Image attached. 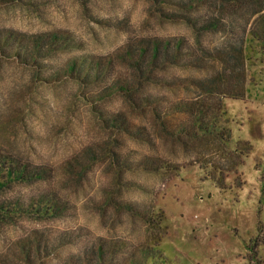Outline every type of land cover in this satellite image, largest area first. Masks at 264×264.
Masks as SVG:
<instances>
[{"label":"rangeland","instance_id":"rangeland-1","mask_svg":"<svg viewBox=\"0 0 264 264\" xmlns=\"http://www.w3.org/2000/svg\"><path fill=\"white\" fill-rule=\"evenodd\" d=\"M216 5L0 0V153L44 171L0 190V264H264V37ZM73 57L89 76L53 78Z\"/></svg>","mask_w":264,"mask_h":264},{"label":"trees","instance_id":"trees-1","mask_svg":"<svg viewBox=\"0 0 264 264\" xmlns=\"http://www.w3.org/2000/svg\"><path fill=\"white\" fill-rule=\"evenodd\" d=\"M213 1V0H212ZM217 5H216V3ZM218 7L219 15L222 16L224 12L228 10V8L231 9H243V11L248 12V15H255L254 23L256 24V30L257 33H259L261 36L264 37V0H214V6ZM240 9V10H241ZM211 19L210 22H208L207 26H210L212 23L217 24L218 20ZM231 22L228 24V28L231 27ZM254 24V25H255ZM251 31V32H254ZM55 36L53 35L50 39V45L54 42ZM44 47V43H42V40L39 38H36L31 43V46H25V51L23 56L25 58H31L39 54L41 49ZM166 48V47H165ZM165 48H160V46L155 43L154 47L152 49L151 53V60L158 58V56H169L172 54V52L167 51ZM145 49L142 50L144 53ZM218 53L221 55V61H222V67L223 72L228 73L229 76L224 78L221 81V89L225 90L223 94L227 93V96L236 97L240 95V93L234 91L236 87H242V69H243V47L241 40L232 43H229L226 48L218 51ZM176 54V52H175ZM178 54V52H177ZM140 58V57H139ZM142 59L140 58V61ZM135 64L138 65V62L135 61ZM76 66L78 67V71H76ZM91 70V63L85 61V60H77L75 57L67 60L62 67L54 71V76L56 80H59L65 76H70L73 78L81 77V81L84 78H87L90 74ZM227 71V72H226ZM76 74V75H74ZM76 76V77H75ZM219 75L216 74L214 78H219ZM233 78V79H230ZM212 83V80L209 81L207 85L203 84L201 85L202 88L209 87V84ZM220 86V85H217ZM219 90V89H218ZM233 93V94H231ZM182 107V105H181ZM184 108V107H183ZM188 110H190L189 106L187 107ZM186 109V108H185ZM199 111L201 115V109L197 108V113L199 116ZM210 116L208 117V120L204 121L202 126H199L198 129H203L204 131L209 130L210 127L213 125L211 123H214V116L213 113L209 112ZM199 119V118H198ZM44 171L40 168L31 166L28 162L20 160L19 158H16L12 155H9L7 153H0V190L8 186L12 182H20V183H31L34 181L42 180ZM47 205V204H44ZM1 207V206H0ZM46 208V207H45ZM45 210V209H43ZM1 214V211H0ZM26 263L28 264V260L25 259Z\"/></svg>","mask_w":264,"mask_h":264}]
</instances>
